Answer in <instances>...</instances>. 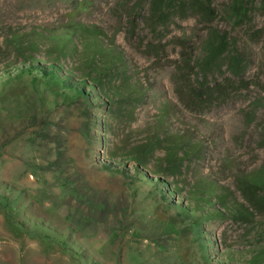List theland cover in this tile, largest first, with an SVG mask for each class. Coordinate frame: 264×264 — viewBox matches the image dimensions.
I'll use <instances>...</instances> for the list:
<instances>
[{"label":"rangeland","instance_id":"obj_1","mask_svg":"<svg viewBox=\"0 0 264 264\" xmlns=\"http://www.w3.org/2000/svg\"><path fill=\"white\" fill-rule=\"evenodd\" d=\"M0 264H264V0H0Z\"/></svg>","mask_w":264,"mask_h":264},{"label":"trees","instance_id":"obj_2","mask_svg":"<svg viewBox=\"0 0 264 264\" xmlns=\"http://www.w3.org/2000/svg\"><path fill=\"white\" fill-rule=\"evenodd\" d=\"M39 70L41 71V73H44V74L46 73V74H47L46 71H44V70H42V69H39ZM52 73H53L54 76H56V73H55V72H52ZM54 73H55V74H54ZM69 87H72V86L69 84Z\"/></svg>","mask_w":264,"mask_h":264}]
</instances>
